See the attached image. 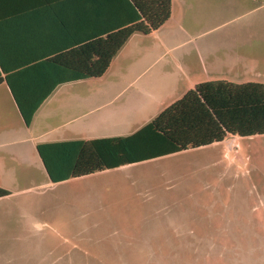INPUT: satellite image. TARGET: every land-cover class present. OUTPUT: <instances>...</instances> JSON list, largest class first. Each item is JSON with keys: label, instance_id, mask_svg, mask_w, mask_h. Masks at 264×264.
<instances>
[{"label": "crops", "instance_id": "obj_1", "mask_svg": "<svg viewBox=\"0 0 264 264\" xmlns=\"http://www.w3.org/2000/svg\"><path fill=\"white\" fill-rule=\"evenodd\" d=\"M170 1V17L158 30L130 36L103 76L57 86L29 126L6 83L0 84V188L8 192L0 198V240H32L50 226L41 215L57 208L64 196L59 187L104 177L151 190L149 180L157 175L150 170L164 158L51 183L38 145L129 136L201 83L264 84V0ZM60 3L0 0V38L62 35L64 29L51 23L66 19L63 14L34 13V7L21 14L15 7ZM230 137L238 136L223 141Z\"/></svg>", "mask_w": 264, "mask_h": 264}, {"label": "rangeland", "instance_id": "obj_2", "mask_svg": "<svg viewBox=\"0 0 264 264\" xmlns=\"http://www.w3.org/2000/svg\"><path fill=\"white\" fill-rule=\"evenodd\" d=\"M150 171L151 190L104 177L59 187L57 208L41 215L51 227L0 240V264H264V136Z\"/></svg>", "mask_w": 264, "mask_h": 264}, {"label": "trees", "instance_id": "obj_3", "mask_svg": "<svg viewBox=\"0 0 264 264\" xmlns=\"http://www.w3.org/2000/svg\"><path fill=\"white\" fill-rule=\"evenodd\" d=\"M63 1L15 6L21 14L31 7L34 13L63 14L66 19L51 23L64 29L62 35L0 38V84L6 83L26 126L57 86L103 76L130 36L158 30L171 14L170 0ZM25 23L19 21V28L26 29ZM257 135H264V84L216 81L196 85L129 136L42 144L37 151L50 182L59 183L227 136ZM6 195L0 188V198Z\"/></svg>", "mask_w": 264, "mask_h": 264}]
</instances>
